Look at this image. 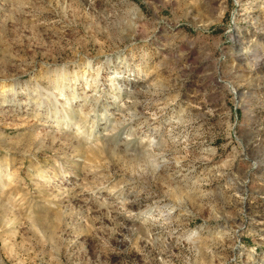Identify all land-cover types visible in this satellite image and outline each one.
<instances>
[{
  "label": "rangeland",
  "instance_id": "rangeland-1",
  "mask_svg": "<svg viewBox=\"0 0 264 264\" xmlns=\"http://www.w3.org/2000/svg\"><path fill=\"white\" fill-rule=\"evenodd\" d=\"M0 264H264V0H0Z\"/></svg>",
  "mask_w": 264,
  "mask_h": 264
}]
</instances>
